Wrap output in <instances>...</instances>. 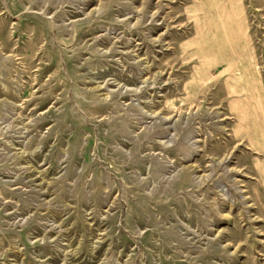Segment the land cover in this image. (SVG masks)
<instances>
[{"label": "rangeland", "instance_id": "obj_1", "mask_svg": "<svg viewBox=\"0 0 264 264\" xmlns=\"http://www.w3.org/2000/svg\"><path fill=\"white\" fill-rule=\"evenodd\" d=\"M0 264H264V0H0Z\"/></svg>", "mask_w": 264, "mask_h": 264}]
</instances>
